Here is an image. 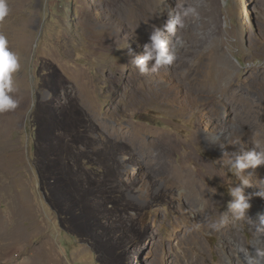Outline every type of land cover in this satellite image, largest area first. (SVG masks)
<instances>
[{"label": "rangeland", "instance_id": "obj_1", "mask_svg": "<svg viewBox=\"0 0 264 264\" xmlns=\"http://www.w3.org/2000/svg\"><path fill=\"white\" fill-rule=\"evenodd\" d=\"M7 4L19 67L17 107L0 112V264H242L222 237L251 250L255 221L227 212L239 181L222 153L264 149V0ZM173 17L176 58L152 71L149 33ZM248 172L246 195L264 165ZM184 176L220 198L218 227L200 223Z\"/></svg>", "mask_w": 264, "mask_h": 264}, {"label": "clouds", "instance_id": "obj_2", "mask_svg": "<svg viewBox=\"0 0 264 264\" xmlns=\"http://www.w3.org/2000/svg\"><path fill=\"white\" fill-rule=\"evenodd\" d=\"M8 12L7 0H0V19H3ZM177 24H181L182 26L181 20L173 17L149 33L151 48L155 51V64L152 71H157L164 64L172 63L176 58L174 52L169 54V41L165 38V33L174 32ZM6 45V37L0 35V112L15 109L18 104V101L11 95L14 91L12 73L19 67L18 60L16 55L7 49ZM144 47L147 50L149 45L146 43ZM127 48L128 54L131 55V46L128 45ZM153 51H148L147 55L142 58L137 57L134 59L133 63L139 68L141 74L147 71L145 65L148 60L153 59ZM222 156L227 157L224 163L239 181L236 186L228 189V195L233 197V199L227 203V212L233 213L237 218H244L249 214L251 208L250 201L253 197L264 199V192L256 191L247 195L245 194V189L252 187L248 179L252 173L248 172L247 175L244 174L247 169H255L257 166L264 165V149L256 150L254 148L251 152H247L243 156H237L234 160L227 152H223ZM227 212L221 217L219 224L222 225L226 222ZM249 218L251 217L249 216ZM256 218L264 223V212H258ZM211 226L214 228L218 227L217 224Z\"/></svg>", "mask_w": 264, "mask_h": 264}, {"label": "bare ground", "instance_id": "obj_3", "mask_svg": "<svg viewBox=\"0 0 264 264\" xmlns=\"http://www.w3.org/2000/svg\"><path fill=\"white\" fill-rule=\"evenodd\" d=\"M181 182H183V186L181 185V187L190 195L187 202L196 211L200 223L206 221L207 213H211V222L218 225L219 214L217 211H214V207L219 203L220 198H209L210 192L206 188L191 180L188 176L181 177ZM259 191L264 192V186H259ZM262 200L264 203V199ZM200 206L204 209L198 210ZM249 216L251 218H249ZM245 217L255 221L254 237L257 238V240H255V242L253 241L251 250H249V245L247 243L240 240L237 234L233 230L229 229L224 231L226 235L222 237L223 244L229 247H237L239 250L241 248L243 249L239 252V256L242 258V264H264V223L250 213ZM225 225H228L227 220ZM215 256L216 264H229V261L224 259L222 256ZM197 264H206V261L204 258H200Z\"/></svg>", "mask_w": 264, "mask_h": 264}]
</instances>
